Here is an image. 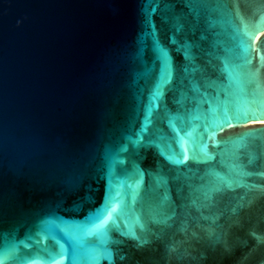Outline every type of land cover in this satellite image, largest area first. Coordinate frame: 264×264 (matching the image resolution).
<instances>
[{
    "label": "water",
    "instance_id": "95a60500",
    "mask_svg": "<svg viewBox=\"0 0 264 264\" xmlns=\"http://www.w3.org/2000/svg\"><path fill=\"white\" fill-rule=\"evenodd\" d=\"M225 105L257 114L223 124ZM60 255L264 262V0H0V257Z\"/></svg>",
    "mask_w": 264,
    "mask_h": 264
},
{
    "label": "snow or ice",
    "instance_id": "6c2138e0",
    "mask_svg": "<svg viewBox=\"0 0 264 264\" xmlns=\"http://www.w3.org/2000/svg\"><path fill=\"white\" fill-rule=\"evenodd\" d=\"M188 2L191 3V0H188ZM152 11L153 12L156 11L155 5H153ZM148 22L150 23V21H148ZM178 28H179V26H178ZM153 35H155L154 30H153ZM170 42L175 43L176 41L174 38H172L170 40ZM154 43L156 44V47L162 52L163 56L165 58H167V51L160 47L158 41H154ZM185 56L187 58V56H188L187 52H185ZM165 75L167 76V80L165 81V83H170L172 78H173V72L170 70ZM162 95H163V89L161 87L157 92L154 93L153 99H156ZM220 112H221V115H220V121L219 122L223 123V124H227L230 121V119L235 120V121H239L242 119H246L250 114L251 115L257 114L255 111H252L251 113H249L248 111H239L236 113H231V115H230V109L228 108L227 105L223 106L220 109ZM197 118H199V117H197ZM169 125L174 127V125L172 124V120H169ZM215 126L216 125H212V127H215ZM145 127L146 126H142L141 129L136 133V139L132 141V143L134 145L139 144L141 142L143 133L145 131ZM205 131L207 132L209 139H211V141L214 145L219 143V141H217L215 139V132L214 131H208L207 127H205ZM176 146L179 149L178 155L176 157L165 156V159L168 160L169 163H172V164H176V165L184 164L190 158L189 149L186 146V142H185L184 137L181 136V133L179 131H176ZM161 155H163V153H161ZM208 159H211V156L207 152H205L202 160H208ZM140 174L142 177L143 172H141ZM249 175H251V173H249ZM156 182H157V184H160V183H163L165 181H164L163 177L158 175L156 178ZM139 183H140V181H137V185L133 186L134 189H138ZM228 183H230V181ZM197 191H199V190H197ZM214 191H219V188H211V189H208L207 191H205L203 193L205 199H210L211 194ZM111 199L114 200V202L111 203L110 207L107 204L105 205V213L101 214V216H98L96 223H94L88 229L89 235L102 232L105 229L106 225H108L110 222H114L115 218L123 210L126 202L122 198H120L119 193H117L116 197L111 198ZM133 200H135V196H133ZM129 235H132L133 237H135V233H129ZM257 241L259 242V237H257ZM141 243H143V241ZM6 259H7L6 256L0 257V264H5ZM64 260H65V256L60 255L58 258L54 259L53 264H63ZM262 264H264V262H262Z\"/></svg>",
    "mask_w": 264,
    "mask_h": 264
}]
</instances>
